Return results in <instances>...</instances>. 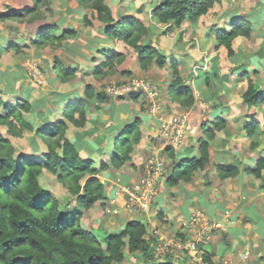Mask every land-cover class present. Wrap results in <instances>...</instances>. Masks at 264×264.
<instances>
[{
  "label": "clouds",
  "instance_id": "1",
  "mask_svg": "<svg viewBox=\"0 0 264 264\" xmlns=\"http://www.w3.org/2000/svg\"><path fill=\"white\" fill-rule=\"evenodd\" d=\"M103 2L110 24L75 0H0V15L21 18L0 23V116L9 114L6 102L18 109L0 123V137L20 130L22 118L33 135L13 138L14 155L23 149L51 163L52 146L65 161L67 146L66 171L95 170L103 193L96 206L119 207L101 216L84 208L81 226L103 241L135 217L155 238L150 255H133L123 236V264H205L203 256L264 264V0ZM135 48L144 49L139 58ZM73 121L92 127L74 139ZM88 179L79 181L86 203ZM177 231L187 239H175Z\"/></svg>",
  "mask_w": 264,
  "mask_h": 264
},
{
  "label": "trees",
  "instance_id": "2",
  "mask_svg": "<svg viewBox=\"0 0 264 264\" xmlns=\"http://www.w3.org/2000/svg\"><path fill=\"white\" fill-rule=\"evenodd\" d=\"M76 1L80 5L95 8L102 20L111 23V9L103 0ZM177 7H187V5H177ZM211 8L212 6H209L204 14L207 15ZM156 9H161V6L157 5ZM161 11L166 12L167 7ZM185 15L191 18L190 14ZM0 19L4 21L20 19V17L1 15ZM162 19L165 21L174 19L179 22L182 17L163 15ZM105 31L108 35H113L108 31L107 26ZM136 50L139 54L144 51L143 48ZM227 52L230 57L232 50L227 48ZM53 59L55 60L56 56ZM242 99L251 101L252 96L246 95ZM5 107L9 109V114L0 116V123L10 120L18 111L8 102L5 103ZM20 107L23 108V105ZM21 126V129L13 131L11 136L0 137V264H123L125 256L122 250L125 248L123 236L129 237L128 251L133 255L141 250L151 254V245L155 238L144 231L141 221L129 222L120 237L106 233L101 241L97 238L100 233L93 235L95 229L87 230L81 226L82 211H74L76 207L68 208L67 203L61 209L59 198L41 183L40 175L43 171L55 173L60 180L67 183L72 194L76 196L77 206L82 210L92 207L103 195L102 185L91 177L83 185L87 203L79 193V181L84 176H91L95 170L77 167L71 172L66 171L67 146L64 148L65 161L58 160L55 156V147L52 146H50V151L53 153L51 163L29 159L23 154L14 155L13 138L21 136L24 129L32 130L25 121H22ZM36 134L43 135L39 131ZM93 192L94 195L90 194ZM101 243L106 244L107 247L102 249ZM200 249L203 253V248ZM203 258L206 263L211 264L210 256Z\"/></svg>",
  "mask_w": 264,
  "mask_h": 264
},
{
  "label": "rangeland",
  "instance_id": "3",
  "mask_svg": "<svg viewBox=\"0 0 264 264\" xmlns=\"http://www.w3.org/2000/svg\"><path fill=\"white\" fill-rule=\"evenodd\" d=\"M57 2L58 3H64V0H57ZM75 6H76V8L79 10L80 8H83V7H87V8H89V10L90 11H92L93 12V15H94V18L95 19H97V20H99V21H102V17L101 16H99L97 13H96V9L95 8H92V7H90V6H88V5H85V6H83V5H80L76 0H75ZM69 11H71V9H69ZM117 11H119L118 9H117ZM214 11H215V8L214 7H212L210 10H209V12H208V16H211L213 13H214ZM1 16V15H0ZM85 18H87V20H88V13L87 12H85L84 13V17H83V19H85ZM21 19V18H20ZM3 22V20L2 19H0V23H2ZM89 22V21H88ZM109 23V22H108ZM107 26V25H106ZM106 26H105V28H106ZM238 43L240 42L239 40L237 41ZM25 55V53H23V52H19V53H17V56L18 57H23ZM53 58H54V56H53ZM225 59H226V56H225ZM36 68L41 72V73H43V71H42V68H39V65H36ZM22 121H25V120H23L22 118L20 119V123L22 124ZM26 122V121H25ZM25 130V129H24ZM23 130V131H24ZM23 131H22V134H23ZM22 136V135H21ZM21 136H19V137H21ZM16 140H17V142H26L27 140L26 139H21L20 140V138H17V137H14ZM56 176H58L57 174H53V173H51V172H49V171H45L44 170V172H43V174H42V176H41V183H42V185L45 187V188H47V189H49V190H51L52 191V193L56 196V197H58L59 198V200L61 201V200H64V201H66V202H69V201H71V200H69V197H73L72 196V192H71V190H70V188L67 186V183L65 184V182H63L62 180H60L59 178L57 179V177ZM118 208V206H113V205H109V204H107L106 202H101L98 206H96V203L92 206V207H89L88 209H91V211H92V215L93 216H101V214H106V210L107 209H111V210H115V209H117ZM157 215V217L158 218H160V215L159 214H156ZM82 218H84L83 217V209H82V215H81V220H82ZM81 220H80V222H81ZM132 220H133V222L134 221H138V219H136L135 217H132ZM89 223H90V225H91V223H92V221H89ZM91 227V226H90ZM213 231H214V233H215V228H213ZM112 234H115V233H112ZM223 262V261H222ZM222 264H224V262L222 263Z\"/></svg>",
  "mask_w": 264,
  "mask_h": 264
},
{
  "label": "crops",
  "instance_id": "4",
  "mask_svg": "<svg viewBox=\"0 0 264 264\" xmlns=\"http://www.w3.org/2000/svg\"><path fill=\"white\" fill-rule=\"evenodd\" d=\"M96 13H97V11H96ZM98 14V13H97ZM84 21H86V23L88 22V20H87V18H85L84 19ZM99 21V20H98ZM102 21H105V20H102ZM185 31H186V29H185ZM107 34V33H106ZM181 35V38H182V36H183V33H181L180 34ZM131 46V45H130ZM97 51H99V49L97 50ZM135 51L137 52V58H139V53H138V51L136 50V48H135ZM223 55H224V57L226 56V59L227 58H229V55H228V52H227V49L224 51V53H223ZM93 59H95L94 57H93ZM42 71L44 72V70L42 69ZM130 69H126V70H123L120 74L121 75H127V74H129L130 73ZM93 75L95 76V77H102V76H104V73L103 72H96V73H93ZM244 87H246V83L245 82H241V90L243 91V88ZM237 95H240V93H237ZM121 97H117V99H120ZM9 103V102H8ZM23 105V104H22ZM21 106V105H20ZM23 109L25 110V111H27L28 110V107H27V105H23ZM85 126H87L88 128H91L92 127V124H91V122L90 121H88V122H86V125L85 124H81V123H76V122H71V124H70V126H69V129H68V131H69V135H71L74 139L77 137V134L80 132V131H82L84 128H85ZM38 131V130H37ZM36 134V133H35ZM31 135H33V131L32 130H30V129H25L24 131H23V134H22V136L21 137H17V138H20V140L21 139H26L27 140V138L29 137V136H31ZM17 154H23L24 156H26L25 155V153H24V151H23V149H21V151L19 152V153H17ZM27 157V156H26ZM33 159H36V160H42V159H37V158H33ZM45 171H48V170H45ZM44 172V171H43ZM50 172V171H49ZM52 173V172H51ZM43 174V173H42ZM42 174L40 175V179H41V176H42ZM53 174H55V173H53ZM110 176H111V174L109 173V174H107L106 175V178H110ZM57 177V179L59 178V176H56ZM91 176H89V178H90ZM72 196L75 198V200H76V204L75 205H73V208L72 209H74L75 207H77V199H76V196H74L73 194H72ZM125 197H126V195H124V199H125ZM107 200V198H105V201ZM67 204L68 203H71V201H69V202H66ZM113 206H118L119 207V203L117 202L116 204H113ZM84 209V208H83ZM82 211V210H81ZM157 214H159L160 216H161V214L160 213H157ZM237 219H239V217H237ZM133 220H132V218H130V219H128L127 221H126V225L129 223V222H132ZM139 221V220H138ZM245 222H247V217H245ZM125 225V226H126ZM164 226L165 227H168L169 225H167L166 224V222L164 223ZM84 228V227H83ZM85 229H87V230H93L94 228H92V227H88V228H85ZM108 234H111V233H108ZM182 234L183 233H181L180 231H177L176 232V234H175V237L177 236L178 238H181V237H184V238H186V236L183 234V236H182ZM223 258H221V261L219 262V264H222L223 262Z\"/></svg>",
  "mask_w": 264,
  "mask_h": 264
},
{
  "label": "built area",
  "instance_id": "5",
  "mask_svg": "<svg viewBox=\"0 0 264 264\" xmlns=\"http://www.w3.org/2000/svg\"><path fill=\"white\" fill-rule=\"evenodd\" d=\"M128 199H129V197L126 195L125 200H128ZM150 207H153V206L150 205ZM175 239H178V240L184 241V240L187 239V237H186V238H182V237H181V238H178V237L176 236ZM197 251L202 253V250L200 249V246H199V245L197 246ZM203 259H204V258H203ZM205 264H208V263L205 262Z\"/></svg>",
  "mask_w": 264,
  "mask_h": 264
}]
</instances>
